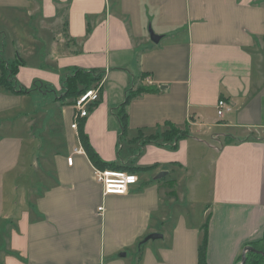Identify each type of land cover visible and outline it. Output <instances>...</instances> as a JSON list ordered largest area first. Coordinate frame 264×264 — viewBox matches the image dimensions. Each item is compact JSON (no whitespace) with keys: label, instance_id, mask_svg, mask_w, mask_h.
I'll use <instances>...</instances> for the list:
<instances>
[{"label":"crops","instance_id":"1","mask_svg":"<svg viewBox=\"0 0 264 264\" xmlns=\"http://www.w3.org/2000/svg\"><path fill=\"white\" fill-rule=\"evenodd\" d=\"M0 58L31 91L0 87V264H198L206 222L207 263L240 264L262 238L264 0H0ZM76 70L102 86L73 130L56 96ZM139 86L157 90L129 102L123 132L118 108ZM167 124L188 135L140 144ZM81 132L103 162L144 168L126 194L102 195ZM202 152L208 204L188 221L173 211L201 184Z\"/></svg>","mask_w":264,"mask_h":264},{"label":"trees","instance_id":"2","mask_svg":"<svg viewBox=\"0 0 264 264\" xmlns=\"http://www.w3.org/2000/svg\"><path fill=\"white\" fill-rule=\"evenodd\" d=\"M0 87L4 88L6 91L21 95L27 92H31L24 89L16 90L14 85L12 84V78L15 76L17 72V67L13 64H7L0 58ZM101 81V77L94 71H81L76 70L72 72L71 75L67 76L64 83H63V96L59 99L62 101L69 100L72 103L85 91L93 88ZM40 88V87H39ZM38 87H34L36 91ZM157 89H153L152 87H137L136 89H131L127 91L126 98L124 102L118 108V117L121 123L122 131L125 132L127 130V114H126V107L131 100L136 98L137 96L146 93L156 91ZM40 91V90H39ZM96 105V104H95ZM94 105V106H95ZM93 107H90V110ZM166 130L159 134L151 135L149 138H142L140 136V144H145L149 142H158L160 141L163 144H170L172 147H175V144L180 140L183 139L188 135L186 130H179L176 127L167 124ZM79 138L85 154L87 155L88 159L92 163V165L98 170H113V171H121L129 174H133L137 176V173L141 172L144 168L140 167H128V166H118L115 164L105 163L103 162L99 156L95 153L92 149L90 144L88 143L86 135L81 132L79 134ZM137 138V140L139 139ZM144 140V141H143ZM173 147V148H174ZM207 222L202 226V237L201 242L198 248V264H208L206 260V253H207ZM252 247L258 253L248 252L246 254V262L245 264H264V256L260 253H264V234L262 238L258 241L250 243L248 245Z\"/></svg>","mask_w":264,"mask_h":264},{"label":"built area","instance_id":"3","mask_svg":"<svg viewBox=\"0 0 264 264\" xmlns=\"http://www.w3.org/2000/svg\"><path fill=\"white\" fill-rule=\"evenodd\" d=\"M102 82L100 81L95 87L82 93L73 103L74 115L71 128L76 130L78 122L89 115L90 107H93L100 100ZM217 116L223 117L231 112L232 108L224 100H219L216 105ZM68 165H72V158L67 159ZM95 179L102 188V195H124L130 187L138 183V177L133 174L113 171L98 170L94 171ZM103 208H98V212H102Z\"/></svg>","mask_w":264,"mask_h":264},{"label":"rangeland","instance_id":"4","mask_svg":"<svg viewBox=\"0 0 264 264\" xmlns=\"http://www.w3.org/2000/svg\"><path fill=\"white\" fill-rule=\"evenodd\" d=\"M63 92L64 91L61 89V94L56 96L57 99L59 96L60 97L63 96ZM40 93H42V91H40ZM53 100H54V96L49 95L47 100L44 101V103H42L45 104L44 108L51 109ZM204 140L205 141L208 140L209 142H212L213 146H216V142L212 141L210 137L204 138ZM206 150L209 149L206 148ZM199 155L201 157V161H203L202 167H199L201 168V173H202L201 184H199L198 178L192 176L190 179V186H192L193 192L187 195L186 187L184 186L182 194L180 195L178 194L180 201H178V203L175 205L173 211L174 213L176 210H179L181 213H183V216L186 215L185 217L188 221L193 217L199 219V217H201V215L203 214L204 209H206V204H208L207 202L209 198V188L205 183L207 182V180L210 179L209 176L210 173L208 168L210 167L209 159L211 158V156L206 157L205 152L199 153ZM196 181L197 183H195ZM188 188L190 189V187Z\"/></svg>","mask_w":264,"mask_h":264},{"label":"water","instance_id":"5","mask_svg":"<svg viewBox=\"0 0 264 264\" xmlns=\"http://www.w3.org/2000/svg\"><path fill=\"white\" fill-rule=\"evenodd\" d=\"M150 31V34H151V40L154 42V43H157L158 40H159V37L155 36L151 30L149 29ZM164 88V87H161V89ZM166 175L165 172H162L158 175V179L159 178H162ZM158 238H161V235L160 234H151V235H148L143 242H147L149 240H155V239H158ZM248 252H252V253H258V251H256L255 249H253L252 247H245L244 250H243V253H242V256H241V263L240 264H245L246 262V253ZM262 256H264V253H260ZM122 256V255H121Z\"/></svg>","mask_w":264,"mask_h":264}]
</instances>
